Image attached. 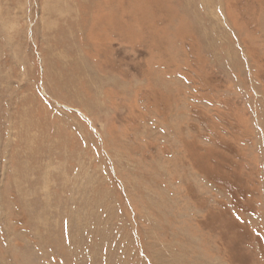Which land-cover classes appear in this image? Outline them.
I'll return each instance as SVG.
<instances>
[{"label":"rangeland","instance_id":"1","mask_svg":"<svg viewBox=\"0 0 264 264\" xmlns=\"http://www.w3.org/2000/svg\"><path fill=\"white\" fill-rule=\"evenodd\" d=\"M0 264H264V0H0Z\"/></svg>","mask_w":264,"mask_h":264}]
</instances>
